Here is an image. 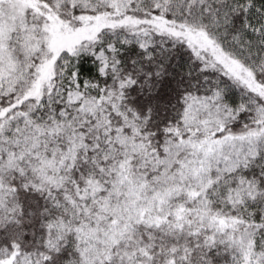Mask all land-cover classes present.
Returning <instances> with one entry per match:
<instances>
[{"label":"trees","instance_id":"trees-1","mask_svg":"<svg viewBox=\"0 0 264 264\" xmlns=\"http://www.w3.org/2000/svg\"><path fill=\"white\" fill-rule=\"evenodd\" d=\"M38 1L65 21L109 10L95 3L69 13V4L58 10L60 0ZM109 14L114 25L60 54L40 99L26 94L34 64L8 91L0 83V119L9 118L0 131L9 139L0 144L7 190L0 201L2 264L88 263L76 228L94 227L117 212L124 165L157 188L178 183L168 148L182 131L190 97L216 95L231 110L234 119L219 136L247 132L264 110V0H131L123 13ZM157 19L200 31L249 69L255 84L237 82L223 67H206L185 40L156 29ZM85 101L102 107L86 109ZM52 162H59L56 176L44 182L42 170ZM198 198L204 211L194 213L211 223L136 228L129 238L136 248L115 247L122 257L101 264H264V141L244 164L214 176ZM224 217L249 234L247 251L231 244L229 229L220 225Z\"/></svg>","mask_w":264,"mask_h":264},{"label":"rangeland","instance_id":"rangeland-1","mask_svg":"<svg viewBox=\"0 0 264 264\" xmlns=\"http://www.w3.org/2000/svg\"><path fill=\"white\" fill-rule=\"evenodd\" d=\"M130 2L60 0L56 5L58 10L69 4L66 9L69 13H73L76 5L90 7L102 3L109 7L105 14L83 13L74 17L73 21H65L56 8L38 0H0V83L4 82L3 87L8 91L13 81L22 78L34 64L35 76L26 94L40 99L45 88L49 90L51 87L53 65L60 54L64 51L74 52L84 43L92 42L102 29L115 24L109 13H123L129 8ZM154 26L159 30L173 32L177 34L176 37L185 40L206 67H223L237 82L243 85L255 84L254 75L249 69L227 56L213 40L205 39L200 31L181 29L159 19ZM144 38L143 42H148ZM35 59H38L36 63ZM256 86L259 87L257 83ZM0 89L4 94L1 86ZM84 105L93 111L102 107L95 101H85ZM258 117L255 126L245 133L219 136L225 125L234 119L231 110L216 95L190 97L182 131L176 132V139L168 148L167 159L178 183L157 188L145 175L135 174L124 165L116 186L117 212L101 217L94 227L81 224L76 228L75 237L81 249L82 262L85 263L87 259L88 263L85 264H101L105 260L121 258L114 248H136L129 238L139 227L146 230L167 223L171 226H197L202 221L211 223L213 219L205 217L201 220V215L194 213L196 210L204 211L198 200L199 194L204 193V189L218 173L232 170L257 154L264 141L263 109L259 111ZM8 122L9 118L0 119V131ZM8 141L0 137V144ZM35 145L33 142L30 149ZM56 163L52 162L50 167L42 170L44 182L54 181L58 168ZM43 166L47 167V164ZM166 173L161 174L164 184L168 182ZM6 192L0 176V201ZM223 220L220 225L229 229L227 235L231 237V244L238 251H247L250 248L249 234H244L245 229L238 232L239 228L231 218L224 217ZM136 255L137 249H134L132 258ZM3 262L4 259L0 264Z\"/></svg>","mask_w":264,"mask_h":264}]
</instances>
